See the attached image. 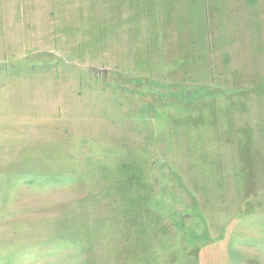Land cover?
Returning <instances> with one entry per match:
<instances>
[{"label":"rangeland","instance_id":"obj_1","mask_svg":"<svg viewBox=\"0 0 264 264\" xmlns=\"http://www.w3.org/2000/svg\"><path fill=\"white\" fill-rule=\"evenodd\" d=\"M0 264H264V0H0Z\"/></svg>","mask_w":264,"mask_h":264}]
</instances>
